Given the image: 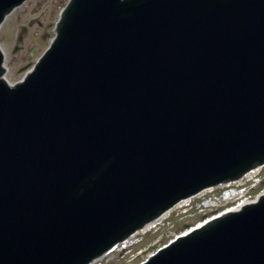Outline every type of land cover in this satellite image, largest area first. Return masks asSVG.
Instances as JSON below:
<instances>
[{
  "label": "water",
  "instance_id": "95a60500",
  "mask_svg": "<svg viewBox=\"0 0 264 264\" xmlns=\"http://www.w3.org/2000/svg\"><path fill=\"white\" fill-rule=\"evenodd\" d=\"M3 60L0 264H87L264 161V0H71L24 81ZM142 264H264V196Z\"/></svg>",
  "mask_w": 264,
  "mask_h": 264
},
{
  "label": "rangeland",
  "instance_id": "374dc122",
  "mask_svg": "<svg viewBox=\"0 0 264 264\" xmlns=\"http://www.w3.org/2000/svg\"><path fill=\"white\" fill-rule=\"evenodd\" d=\"M67 2L68 0H27L9 16L8 22H4L0 26V44L7 53L6 67L10 68L6 76L11 82L21 79L50 45L54 38V30L60 12ZM24 27H26L24 41L20 43L18 35L21 34ZM17 44H22L23 47L15 51ZM261 176H264V171ZM220 200L224 201L223 199ZM201 204L204 203H196L194 208H191L186 215L184 208L173 213L172 216L160 223L159 228L157 227L150 234H147L142 243L136 245L132 250V253L116 252V255L109 257L111 259L108 264L125 262L126 259L132 257L134 252L160 236L163 237V242L167 243L170 239L167 238V230L172 229L174 233H177L187 226V222L192 224L203 217L207 209H195L197 206L200 207ZM211 206L213 205H210V208ZM171 235L174 234H170V237H172ZM106 262L107 259L101 264H106Z\"/></svg>",
  "mask_w": 264,
  "mask_h": 264
},
{
  "label": "bare ground",
  "instance_id": "6f19581e",
  "mask_svg": "<svg viewBox=\"0 0 264 264\" xmlns=\"http://www.w3.org/2000/svg\"><path fill=\"white\" fill-rule=\"evenodd\" d=\"M1 46V45H0ZM2 47V46H1ZM2 49H3V47H2ZM4 50V49H3ZM7 77V76H6ZM3 79H5V78H3ZM258 170V167H254V173H255V171H257ZM254 173H251V174H249V175H246V176H244V177H241V178H239V182H241L242 180L241 179H244V178H251L253 175H254ZM207 192V191H206ZM187 200H189V199H187ZM186 200H184V201H182L181 203H178L174 208H177V207H179L181 204H183V202L184 203H186L185 202ZM258 202V200H251V201H246V202H244V207L245 206H247V205H249V203H252V204H255V203H257ZM166 217V215H164L161 219H159L158 221H161V220H163L164 218ZM150 224V222H147V225H149ZM158 224V223H157ZM133 235V234H132ZM134 236V235H133ZM133 236H131V237H133ZM128 252V251H127Z\"/></svg>",
  "mask_w": 264,
  "mask_h": 264
}]
</instances>
